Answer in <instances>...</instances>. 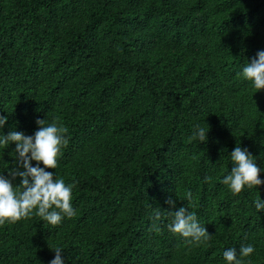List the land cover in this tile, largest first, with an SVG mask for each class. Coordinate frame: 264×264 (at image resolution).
Returning a JSON list of instances; mask_svg holds the SVG:
<instances>
[{"label": "trees", "instance_id": "1", "mask_svg": "<svg viewBox=\"0 0 264 264\" xmlns=\"http://www.w3.org/2000/svg\"><path fill=\"white\" fill-rule=\"evenodd\" d=\"M258 50L264 0H0L3 131L32 135L38 118L67 130L55 171L75 209L57 226H0V264H48L54 247L65 264H226L248 243L243 264H264V184L233 196L219 182L237 144L264 167V89L241 75ZM169 197L210 239L168 231Z\"/></svg>", "mask_w": 264, "mask_h": 264}, {"label": "clouds", "instance_id": "2", "mask_svg": "<svg viewBox=\"0 0 264 264\" xmlns=\"http://www.w3.org/2000/svg\"><path fill=\"white\" fill-rule=\"evenodd\" d=\"M241 75L249 81L254 93L264 89V50H258L255 57L243 66ZM8 117L0 115V149L12 147V159L5 171L0 172V226L14 224L22 219L36 215L49 225L57 226L65 218L75 215L72 206V184L56 174L58 156L65 144L64 127L55 121L37 119V130L32 135L12 130L5 134L3 131ZM209 128V127H208ZM208 128L195 125L190 136L191 140L199 143L207 142ZM231 169L219 178V182L227 186L233 196L243 191L256 190L264 184L260 173L264 167L258 166L256 157L245 147L237 144L229 153ZM35 162V163H33ZM53 169L54 171H49ZM7 173V174H5ZM17 178L18 183H15ZM208 179L207 177L205 178ZM185 200H191V193H184ZM167 215L170 222L167 229L178 234L187 243H199L210 239L205 225H202L195 212L184 205L177 206V200L169 197ZM252 205L256 213L264 212V199L260 196L253 199ZM161 213L154 211V221H159ZM155 230H159L153 225ZM53 259L48 264H65L62 257L63 249L54 247ZM255 252L253 244H243L237 250L235 247L226 248L222 257L226 264H243L244 258L251 257Z\"/></svg>", "mask_w": 264, "mask_h": 264}]
</instances>
